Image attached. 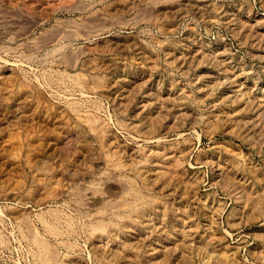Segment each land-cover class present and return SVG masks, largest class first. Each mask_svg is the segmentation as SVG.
I'll return each instance as SVG.
<instances>
[{
  "label": "rangeland",
  "instance_id": "1",
  "mask_svg": "<svg viewBox=\"0 0 264 264\" xmlns=\"http://www.w3.org/2000/svg\"><path fill=\"white\" fill-rule=\"evenodd\" d=\"M0 264H264V0H0Z\"/></svg>",
  "mask_w": 264,
  "mask_h": 264
},
{
  "label": "bare ground",
  "instance_id": "2",
  "mask_svg": "<svg viewBox=\"0 0 264 264\" xmlns=\"http://www.w3.org/2000/svg\"><path fill=\"white\" fill-rule=\"evenodd\" d=\"M86 7V6H85ZM40 241V240H39ZM42 242V241H41ZM44 242V241H43ZM43 245H44V243H42ZM47 246V245H46ZM45 247V246H44ZM41 248H43V247H41ZM46 248V247H45Z\"/></svg>",
  "mask_w": 264,
  "mask_h": 264
}]
</instances>
